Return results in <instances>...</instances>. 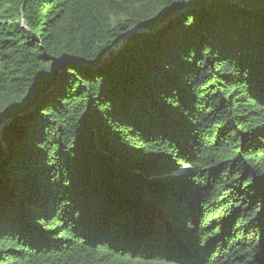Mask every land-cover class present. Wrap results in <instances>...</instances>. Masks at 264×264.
<instances>
[{"label": "trees", "instance_id": "1", "mask_svg": "<svg viewBox=\"0 0 264 264\" xmlns=\"http://www.w3.org/2000/svg\"><path fill=\"white\" fill-rule=\"evenodd\" d=\"M0 126V264H264V0H0Z\"/></svg>", "mask_w": 264, "mask_h": 264}, {"label": "water", "instance_id": "2", "mask_svg": "<svg viewBox=\"0 0 264 264\" xmlns=\"http://www.w3.org/2000/svg\"><path fill=\"white\" fill-rule=\"evenodd\" d=\"M133 32H140V30H131V31H129V32L126 34V36L129 35L130 33H133ZM141 32H143V31H141ZM144 33H145V32H144ZM123 44H124V40L122 41L120 47H121ZM116 50H118V48H116ZM1 127H3V126H0V129H1ZM0 146H1V145H0Z\"/></svg>", "mask_w": 264, "mask_h": 264}]
</instances>
